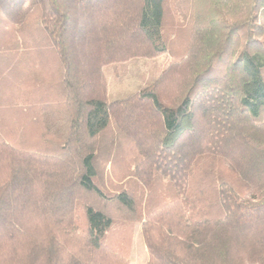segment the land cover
<instances>
[{
    "label": "trees",
    "instance_id": "1",
    "mask_svg": "<svg viewBox=\"0 0 264 264\" xmlns=\"http://www.w3.org/2000/svg\"><path fill=\"white\" fill-rule=\"evenodd\" d=\"M181 2L170 26L171 0H0V114L39 132L0 131V264H128L121 221L147 264H264V0ZM180 33L152 85L109 101L106 66Z\"/></svg>",
    "mask_w": 264,
    "mask_h": 264
},
{
    "label": "rangeland",
    "instance_id": "2",
    "mask_svg": "<svg viewBox=\"0 0 264 264\" xmlns=\"http://www.w3.org/2000/svg\"><path fill=\"white\" fill-rule=\"evenodd\" d=\"M172 13L167 22L173 23L178 9L181 8V0H171ZM175 4V5H174ZM173 19V20H172ZM186 33H180L170 53L161 55L153 59H133L126 63L112 64L104 68V75L107 81L108 99L110 102L119 101L141 91L152 85L161 73L178 58L184 51L186 45ZM48 62L43 60L37 64L40 72H47ZM28 86V85H27ZM30 88V86H28ZM15 98V97H13ZM17 113L7 112L0 114V131L8 139L16 141L20 133L29 144L37 141L39 132L34 126H26L22 129V124ZM17 142V141H16ZM118 161L115 167H107L100 172L99 183L110 189H120L125 170L127 168V158L119 151L117 153ZM130 186L135 187L133 181ZM125 187V186H123ZM120 225V226H119ZM109 244L117 252L122 253L128 259V264H147L149 255L141 235V227L138 224H128L119 222L112 229ZM111 233V232H110Z\"/></svg>",
    "mask_w": 264,
    "mask_h": 264
}]
</instances>
